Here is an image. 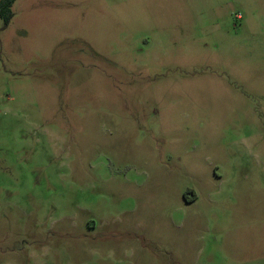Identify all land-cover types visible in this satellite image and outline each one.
Wrapping results in <instances>:
<instances>
[{
    "label": "rangeland",
    "instance_id": "rangeland-1",
    "mask_svg": "<svg viewBox=\"0 0 264 264\" xmlns=\"http://www.w3.org/2000/svg\"><path fill=\"white\" fill-rule=\"evenodd\" d=\"M11 11L0 264H264V0Z\"/></svg>",
    "mask_w": 264,
    "mask_h": 264
},
{
    "label": "trees",
    "instance_id": "trees-1",
    "mask_svg": "<svg viewBox=\"0 0 264 264\" xmlns=\"http://www.w3.org/2000/svg\"><path fill=\"white\" fill-rule=\"evenodd\" d=\"M15 0H0V18L3 20L4 26L8 24L12 17V6Z\"/></svg>",
    "mask_w": 264,
    "mask_h": 264
}]
</instances>
